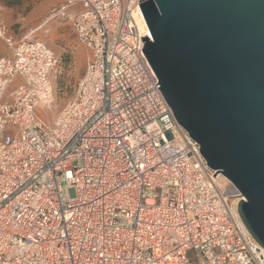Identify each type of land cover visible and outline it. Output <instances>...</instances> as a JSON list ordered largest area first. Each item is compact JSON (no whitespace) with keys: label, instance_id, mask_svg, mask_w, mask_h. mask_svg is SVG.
Returning a JSON list of instances; mask_svg holds the SVG:
<instances>
[{"label":"built area","instance_id":"built-area-1","mask_svg":"<svg viewBox=\"0 0 264 264\" xmlns=\"http://www.w3.org/2000/svg\"><path fill=\"white\" fill-rule=\"evenodd\" d=\"M139 4L65 0L52 10L89 50L52 122L61 58L0 20L10 52L0 58V264H264L238 214L240 191L213 177L157 88Z\"/></svg>","mask_w":264,"mask_h":264},{"label":"water","instance_id":"water-1","mask_svg":"<svg viewBox=\"0 0 264 264\" xmlns=\"http://www.w3.org/2000/svg\"><path fill=\"white\" fill-rule=\"evenodd\" d=\"M139 1L157 88L264 248V0Z\"/></svg>","mask_w":264,"mask_h":264},{"label":"rangeland","instance_id":"rangeland-1","mask_svg":"<svg viewBox=\"0 0 264 264\" xmlns=\"http://www.w3.org/2000/svg\"><path fill=\"white\" fill-rule=\"evenodd\" d=\"M4 1L18 5L10 9L18 10V14L21 16L18 17L20 22L9 24L6 22L15 39L43 40L62 60L61 70L53 79L55 101L46 118L49 122H52L68 102L78 80L82 77L89 57V50L77 40L74 30L69 23H66L62 19L51 18L52 11L43 17L29 16L30 11L42 0ZM10 11L8 12L13 13L16 18V15H18L15 12L16 10ZM21 27L22 29H20ZM0 41L2 40L0 39Z\"/></svg>","mask_w":264,"mask_h":264},{"label":"crops","instance_id":"crops-1","mask_svg":"<svg viewBox=\"0 0 264 264\" xmlns=\"http://www.w3.org/2000/svg\"><path fill=\"white\" fill-rule=\"evenodd\" d=\"M65 0H42L41 2H39L35 7L34 9H32L29 13V16L31 17H36V16H45L48 12H51L52 10L56 9V8H59L63 2ZM14 6H18L17 4H12L11 6H8L5 2H0V20L4 21L5 24L6 22L9 24V23H18L20 22V19L18 17H21L20 14H18V10L17 9H10V8H14ZM11 10L10 12L12 11H15L17 17L15 18L14 17V14L12 13H9L8 11ZM71 12L73 14H78L79 12V8H74L73 10H71ZM7 25V24H6ZM7 27L9 28L8 29V34L13 37L14 35L11 33L10 31V27L7 25ZM22 29V27L20 28ZM10 55V52L8 50V48L4 45V43L2 41H0V58L2 57H6V56H9Z\"/></svg>","mask_w":264,"mask_h":264},{"label":"bare ground","instance_id":"bare-ground-1","mask_svg":"<svg viewBox=\"0 0 264 264\" xmlns=\"http://www.w3.org/2000/svg\"><path fill=\"white\" fill-rule=\"evenodd\" d=\"M134 16H135V18H136V20H137V24H138L139 30H140L143 34L148 35L149 32H150V30H149V28H148V26H147V23H146V21H145V18H144V15H143V13H142V10H135V11H134ZM27 39H28V38H27ZM29 40H31V39H29ZM234 203H235V205H237V204H238V201L235 200Z\"/></svg>","mask_w":264,"mask_h":264},{"label":"trees","instance_id":"trees-1","mask_svg":"<svg viewBox=\"0 0 264 264\" xmlns=\"http://www.w3.org/2000/svg\"><path fill=\"white\" fill-rule=\"evenodd\" d=\"M5 2L4 0H0V2ZM8 6H11L12 5V3H10V2H5Z\"/></svg>","mask_w":264,"mask_h":264}]
</instances>
